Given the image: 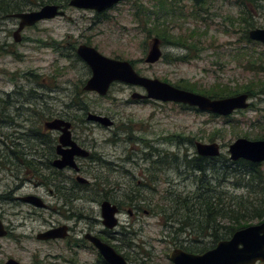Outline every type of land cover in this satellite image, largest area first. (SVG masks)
I'll return each mask as SVG.
<instances>
[{"label": "rangeland", "instance_id": "374dc122", "mask_svg": "<svg viewBox=\"0 0 264 264\" xmlns=\"http://www.w3.org/2000/svg\"><path fill=\"white\" fill-rule=\"evenodd\" d=\"M160 2L128 0L119 4L110 13L115 16L116 23L114 20L92 23V13L67 8L66 15L71 21L56 18L40 23L37 29L27 32L36 42L20 49V57L0 58V90L10 92L23 87L29 91L35 88L37 112L42 121L49 117L44 109L50 108L52 114L59 113L68 118L84 117L88 112L113 122L108 128L90 122L75 126L73 134L78 142L92 156L102 160V163L96 161L81 176L94 183L99 170H120L114 177V181L119 183L117 196L120 202L124 196L138 195V202L144 204V209H153L151 217L140 212L135 220L126 213L119 218L122 230L131 225L127 230L133 232L122 238L125 240L122 243L128 247L132 244L131 249L121 246L120 253L147 264H171L168 256L175 248L198 251L212 242L210 235L203 236L198 243L194 242L199 234L192 231L190 225L185 226L191 223L185 221L180 225L178 221L188 217L187 212L198 211L194 197L203 193L198 190L200 175L192 171L197 157L195 142L219 145L221 153L217 161L209 162L207 168L211 170L207 178L216 183L222 170H245L242 165H230L233 161L227 152L229 144L238 138L264 139V93L258 90L249 97L247 109L236 111L229 117L174 103L134 101L131 95L142 93V90L122 82L113 83L105 96L83 90L91 72L75 54L74 49L80 44H88L108 58L131 61L141 76L158 79L177 88L194 86L200 92L242 91L253 90L256 86L253 83L264 84V45L246 38L248 30L264 28V0H203L205 14L200 16L204 20L188 16L193 0H166L167 4L174 2L181 8L179 15L184 13L185 16L181 19L167 17L163 10H159ZM162 22L173 36L188 38V31L196 30L195 34H199L194 42L197 47L183 49L161 44L163 57L150 65L144 62V58L155 33L149 31ZM250 24L252 27H248ZM33 74L36 76L34 81ZM49 89L56 92L49 93ZM80 106L86 109L80 110ZM9 160L0 154V195L14 190L20 185L19 180H24V188L17 195L36 194L46 208L0 200V219L12 227L9 237H0V263L8 258L20 264L64 263L55 256L66 257L65 242L36 239V235L48 230L52 223L61 222V217L51 210L54 203L48 194L52 184H59L60 179L52 175V170H41L39 175L22 172L17 181L5 169V162ZM139 170H148L145 189H140L138 179L131 178ZM258 170L264 174V162L258 164ZM27 178L32 181L28 182ZM40 181L46 187L35 189L34 183ZM234 183L232 176L221 183L217 194L220 193L224 206L217 205V210L230 212L233 204H240V207L236 206L237 211L245 215L240 223L248 226L262 221L254 219L253 212L244 211L250 208L247 190L236 189ZM233 197L236 200L232 204ZM250 197L257 198L256 195ZM183 205L190 210L187 211ZM83 207L95 206L84 203ZM212 209L215 211L214 205ZM161 210L165 211V217L157 215ZM199 215L195 213L189 218L197 222L202 220ZM209 215L214 220L232 216L230 213ZM181 228H185L184 232L180 231Z\"/></svg>", "mask_w": 264, "mask_h": 264}, {"label": "flooded vegetation", "instance_id": "af4514ba", "mask_svg": "<svg viewBox=\"0 0 264 264\" xmlns=\"http://www.w3.org/2000/svg\"><path fill=\"white\" fill-rule=\"evenodd\" d=\"M70 1L71 0H0V58H2L3 56L20 57V49L26 48V46L30 45L33 42H36L35 40H31V37L27 34V32H30L33 29H37L40 23L51 21L56 18H64L71 21V18L66 15L67 8H73L76 10L92 13V23L99 24L101 22L111 20H114V23H116L115 16L110 15V13L114 12L119 4L125 3L128 0L118 2L112 7L100 12L71 7L69 5ZM46 5L57 6L59 11L63 12V15H57L51 19H42L40 21H37L36 23L29 25L22 24V19L18 15L39 11ZM161 44L162 43L159 40V48L161 52L160 59L163 57ZM84 45L90 46L88 44ZM77 48L74 49L75 54ZM150 49L151 43L149 44L146 57ZM34 77L36 76L33 74V81L35 79ZM140 89L142 90V93H134L144 94L143 89ZM49 90V93L54 91L53 89ZM54 92H56V90ZM36 98L37 92L35 91V88H31L29 91L25 90V88L23 87H17L10 92L0 90V145L2 147L0 148V154L7 159H11V161L9 160L8 162H5V164L7 165L5 169L6 171H9L12 175L11 177L13 179H16L17 181L19 179L18 175L22 172L27 175L29 174V172H32L34 175H39L41 170H52V175H55L60 179L59 184H52V188L47 191L54 203V206L51 208V210L61 217V222L55 221L49 226L48 230L63 226L66 227V235L64 238L44 240L43 242H65L66 257L63 259V257L60 255L55 256L56 259L63 260L64 263L54 262L49 264H109L100 254L98 248L95 245L96 242L108 246L115 253L121 255L124 258L126 264H147L143 261L137 262L136 258L132 260L129 255L120 253L121 246L131 249L130 247L132 244L130 243L128 247L125 242L122 243V241H125L122 238L130 236L133 232L128 231L131 229V225L128 227H124L122 230L119 218L124 215V213H126L130 218L133 219L134 217L135 220L140 212H143V214L151 217L154 212L153 209H144V204H142V202L140 201L138 202L140 198L138 195V197L134 196L131 198H129L130 196H124V202L122 200V202H120L119 196H117V186L119 185V183L114 181V177L120 170H99V172L97 173L98 176L94 177V183H90L85 177L81 176L84 174V171L87 172V170L91 169L96 161L102 163V160L100 158L96 159L90 154V152L84 147V145L78 142L73 134L75 131V126L85 125V122L96 124L99 123L89 120L88 112L84 117L74 116L68 118V116L61 115L59 113L52 114L50 108L44 109V111L48 113L49 117L45 118L42 121L41 115L37 112L38 107L35 101ZM131 100H138L142 102L153 101L150 99ZM78 108L80 110L86 109L83 106H80ZM235 112L236 111H234L233 113ZM55 120H60L62 122L68 123V131L70 132V138L68 140L74 142L79 148L85 150L88 153L87 156L74 155L73 161L76 168H72L68 165L59 168L54 165L55 162L62 160L61 155L58 154V151H61L62 153L71 149L70 146L62 145L60 143V137L63 135L62 126L59 129H51L47 127L48 123H52ZM103 127L106 128L107 126ZM124 171L127 172V170ZM146 173H148V170H139L137 174H134L133 177H131L135 180L138 179L137 184L139 185L140 189L147 188V179L145 177ZM79 179H82L83 181H80ZM19 181L20 185L15 187V189L10 191L9 193L0 195V200L7 201L12 204L22 202L38 209H45L46 204L41 199L40 200L44 204L43 208L25 202L24 198H26L27 196H37L36 194L31 193L24 196L17 195L18 192L22 191V189L24 188V180ZM27 181L31 182L32 180H30V178H27ZM34 186L35 189L46 187V185L41 181L39 183H34ZM105 202L109 204L110 208H115V211L112 212L109 209L103 210L102 206ZM84 203L89 206L95 207L84 208ZM198 211H200V208H198ZM111 212L112 218L116 220V224L113 226L109 225L111 221L109 219ZM155 214L157 213L155 212ZM104 215L107 217V219ZM157 215L165 217V211L161 210V213ZM199 216L200 218H202V220L199 219L197 222L194 220L195 223H192V226L190 228L192 231H195L199 234L198 239H195L194 242L198 243V240L206 235H210L212 242L210 245H208L207 248L204 247L201 250L197 249L198 251H193L192 249L190 251L180 248L184 252L190 254L200 255L208 250L214 249L218 243L230 240L236 231L250 226H239L237 224L233 225L234 217L230 215L223 218L219 217L218 220H214L213 217L209 214H201ZM160 219L163 220V218ZM134 220H131V222ZM0 221L6 232V235L4 237H9L11 235L10 228L12 227L10 225L3 224L1 219ZM201 221L203 222V224L201 223ZM262 222H264V220L260 221L257 224H260ZM185 228H181L180 231L184 232ZM3 263L4 262L0 264ZM32 264L48 263L34 262Z\"/></svg>", "mask_w": 264, "mask_h": 264}, {"label": "water", "instance_id": "95a60500", "mask_svg": "<svg viewBox=\"0 0 264 264\" xmlns=\"http://www.w3.org/2000/svg\"><path fill=\"white\" fill-rule=\"evenodd\" d=\"M124 0H71L70 6L78 9L103 11L112 7L114 4ZM57 15H63L57 6L46 5L39 11L29 14L18 15L22 19V24H33L42 19H51ZM248 38L264 45V28H253L248 31ZM77 56L89 67L91 76L85 82L83 90L94 92L99 96H105L110 86L116 82H122L127 85L142 88L144 94L133 93L131 99L153 100L162 103H174L178 105L194 108L197 111L213 114L216 116L227 117L234 111L245 110L249 107V97L246 93H240L234 96L211 99L207 96L177 88L169 83L158 79L148 78L138 74L131 63L124 60L108 58L100 54L95 48L87 45H79L76 50ZM161 52L159 40L153 39L151 49L145 58V63L154 64L160 60ZM88 119L95 121L103 126H111L112 122L102 116L89 115ZM63 127V135L60 137L62 145H68L71 149L58 151L61 159L54 163L55 166L62 168L68 165L76 168L73 157L87 156L88 153L79 148L74 142L69 141V124L60 120L48 123L47 127L59 129ZM196 154L205 158H216L220 155V147L216 143L195 142ZM59 148V147H58ZM59 150V149H58ZM227 152L231 161L245 160L249 163L259 164L264 162V139L248 140L238 138L228 145ZM80 180V179H79ZM80 181H83L82 179ZM25 202L37 207H44L43 202L36 196H27ZM103 210L109 209L114 212L115 208H110L109 204H103ZM112 212L109 219V225L116 224L112 218ZM105 216V215H104ZM107 219V217L105 216ZM66 227L46 230L36 236L37 240H50L65 237ZM6 232L0 221V237H4ZM100 254L109 264H126L124 258L115 253L106 245L96 242ZM169 260L172 264H256L264 263V222L256 225H250L236 231L230 240L217 244L214 249L208 250L203 254L195 255L182 250H172L169 254ZM3 264H20L17 260L10 258Z\"/></svg>", "mask_w": 264, "mask_h": 264}, {"label": "trees", "instance_id": "16d2710c", "mask_svg": "<svg viewBox=\"0 0 264 264\" xmlns=\"http://www.w3.org/2000/svg\"><path fill=\"white\" fill-rule=\"evenodd\" d=\"M174 4H175L174 2L167 4L166 0H161L159 4V7H160L159 10L160 11L163 10L165 14L167 15V17L168 16L174 17V19L184 18L185 17L183 15L184 13H182V15H179L181 14L180 13L181 8L176 7ZM202 4H203V0H194L193 7L190 9L191 11L189 12L188 16L191 17L192 19L199 18L201 20H204V17L200 16L201 13L205 14L203 12L204 7L202 6ZM159 13L162 14L161 12ZM158 19L159 18H157V20ZM249 26L252 27L251 24L248 25V27ZM152 31L155 33V38L160 40L162 44H171L172 46H176V47L183 48V49H195L197 47L195 44L196 43L195 39H196V36H198L199 34H195L196 30L194 29L188 31L187 33L188 38H184V36H181V35L173 36L172 34H169L167 27L164 25V22H162V24L153 28L149 32H152ZM246 38L248 39L247 32H246ZM179 58L181 60L184 59L182 57H179ZM253 84H256L253 90L244 89L242 91H238V90L233 91V90L221 89V90H218V92L217 91L216 92L214 91L213 92L211 91L200 92L199 90H196L194 86H188V87L178 86V87L184 90H187V91L199 93L211 99L234 96L240 93H246L248 94V97H251L257 90L260 91V93H264V84L259 83V82L253 83ZM217 158L218 157L205 158V157H200V156H197L194 158L193 167L195 170H192V171L200 175L199 180H198L199 181L198 190L199 192L202 191L208 200H211L210 202L211 204L204 202L206 198L201 196L200 198H203V199L200 201H203V203L197 202V204H195L198 206V208H200V211H193V212L189 211L187 212L188 216L191 217L195 213L199 215L205 212H207L208 214H214V215L230 213L234 217L233 225L237 224L239 226H242L244 223H240V222L243 221V217L245 215H242L243 214L242 212L237 211L236 206L240 207V204L238 205L233 204L234 200H236L235 197H233V201H232L233 205H232L230 212L227 210H221V211L217 210V205L224 206L220 201L221 200L220 193L217 194V191H219V187H221V183L226 182L229 176H232L235 182L234 184L236 185L235 186L236 189H246L247 190L248 198L250 199L249 201L250 208H245L244 211L249 210L250 212H253L254 219L264 220V174L260 170H258V165H253L242 159L238 160L237 162H233V163L231 162L230 165H242L245 168V170H222V172L217 175L218 178L216 179V183H213L212 179L207 178V174H209L211 171V170H207V168L209 166V162L217 161L216 160ZM251 195H256L257 198L253 199L252 197H250ZM213 199L215 200V202ZM212 205L215 206V211H213ZM205 209H207V211ZM172 218L173 217H170V219ZM178 221L180 222V225L185 222L184 219L183 220L178 219ZM189 225L192 226L191 224H186V226H189ZM186 250H190V249H186Z\"/></svg>", "mask_w": 264, "mask_h": 264}, {"label": "bare ground", "instance_id": "6f19581e", "mask_svg": "<svg viewBox=\"0 0 264 264\" xmlns=\"http://www.w3.org/2000/svg\"><path fill=\"white\" fill-rule=\"evenodd\" d=\"M72 7V6H71ZM251 30V29H250ZM249 31V30H248ZM247 36H248V32H247ZM249 39V38H248ZM250 40V39H249ZM89 115H92V114H89ZM88 115V116H89ZM201 196H205V195H203V193L202 194H199V197H194V200H195V204H197V201L198 200H202L203 198H200ZM205 202H207V203H209V204H211L210 202H209V200L206 198V200H205ZM183 206H185V205H183ZM213 206V205H212ZM187 211H189L188 210V208L185 206L184 207ZM205 210H207V209H205ZM185 219V221L187 222V223H194V220H192V219H190L189 218V216L188 217H186V218H184ZM176 249H178V250H182V249H180V248H176ZM175 250V249H174ZM183 251V250H182Z\"/></svg>", "mask_w": 264, "mask_h": 264}]
</instances>
